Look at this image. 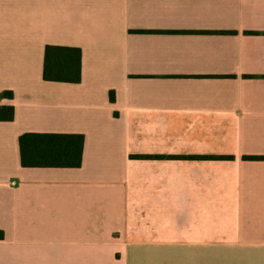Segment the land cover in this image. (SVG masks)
<instances>
[{"label": "crops", "instance_id": "obj_1", "mask_svg": "<svg viewBox=\"0 0 264 264\" xmlns=\"http://www.w3.org/2000/svg\"><path fill=\"white\" fill-rule=\"evenodd\" d=\"M3 105L0 264H264V0H0ZM24 132L81 165L23 166Z\"/></svg>", "mask_w": 264, "mask_h": 264}, {"label": "trees", "instance_id": "obj_2", "mask_svg": "<svg viewBox=\"0 0 264 264\" xmlns=\"http://www.w3.org/2000/svg\"><path fill=\"white\" fill-rule=\"evenodd\" d=\"M82 50L80 47L47 44L44 52L43 77L46 80L79 82L81 80ZM4 95L12 97L10 90ZM111 99H114L113 93ZM13 105L0 107V119L14 118ZM23 166H80L83 158L84 135L61 132H24L19 136ZM206 157L230 158V155ZM246 159L264 156L244 155Z\"/></svg>", "mask_w": 264, "mask_h": 264}, {"label": "rangeland", "instance_id": "obj_3", "mask_svg": "<svg viewBox=\"0 0 264 264\" xmlns=\"http://www.w3.org/2000/svg\"><path fill=\"white\" fill-rule=\"evenodd\" d=\"M215 264V263H214Z\"/></svg>", "mask_w": 264, "mask_h": 264}]
</instances>
